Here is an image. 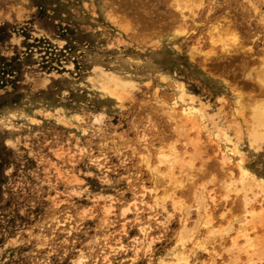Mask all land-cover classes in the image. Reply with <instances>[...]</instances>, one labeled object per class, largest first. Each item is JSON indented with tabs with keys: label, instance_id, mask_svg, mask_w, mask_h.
Segmentation results:
<instances>
[{
	"label": "rangeland",
	"instance_id": "obj_1",
	"mask_svg": "<svg viewBox=\"0 0 264 264\" xmlns=\"http://www.w3.org/2000/svg\"><path fill=\"white\" fill-rule=\"evenodd\" d=\"M157 19L161 30L154 34ZM230 19L239 25L222 28ZM226 48L253 59L230 58ZM207 59L210 70L203 73ZM118 61L128 65L124 76L131 69L135 87L122 93L108 84L123 101L102 104L101 92L91 93L94 65L108 75ZM181 88L210 115L222 98H232L228 122L241 123L247 134L251 107L264 104V0H0V264H147L177 238L184 247L198 244L181 228L189 216L167 223L140 191L167 190L174 177L180 182L174 196L195 210L197 190L212 189L219 199L242 171L264 184V150L261 160H239L223 149L212 122L191 111ZM54 107L63 108L66 125L56 121L62 116ZM91 116L101 121L91 124ZM141 133L148 139L137 144ZM97 155L104 158L99 167ZM157 160L169 170L159 171ZM131 165L137 173L126 175ZM233 195L223 213L219 202L199 210L210 222L201 230L212 231V249L220 254L212 264H263L258 252L219 247L215 238L225 220L236 226L244 215L241 194ZM250 206L247 225L263 247L264 208ZM142 208L163 227L143 236L145 223L135 212ZM136 238H147V256L142 244L138 256L126 249Z\"/></svg>",
	"mask_w": 264,
	"mask_h": 264
},
{
	"label": "bare ground",
	"instance_id": "obj_2",
	"mask_svg": "<svg viewBox=\"0 0 264 264\" xmlns=\"http://www.w3.org/2000/svg\"><path fill=\"white\" fill-rule=\"evenodd\" d=\"M156 21H158V19L155 20L154 23L152 22V24H155L154 27L157 24ZM160 21L158 22L159 24H160ZM163 21H165V20H163ZM163 21H161L162 24H160V25L161 26L163 25L165 27L167 22L165 21V24H163L164 23ZM235 23L231 19L230 20H226V21L223 22V25H221V27L229 29V28H232L231 26H234ZM236 25H239V23L237 22ZM169 26H171V25H169ZM151 27H153V26H151ZM154 27L152 29L153 33L155 32L154 34H156V31L158 32L159 30H161V28H159V27H157V28L156 27L154 28ZM233 28H236V27H233ZM213 29H215V27ZM149 33H150V30H149ZM166 45L168 47H172V45L169 44V42H167ZM226 50H227V48L224 50L225 51L224 54L227 53ZM231 51H232V53H229V51H228L229 54L227 53L230 58H233L235 54H239L240 53V54L245 55L244 57H248L249 58V59H247L248 62L253 59L250 55L247 54V52H245L242 49L238 50V49L234 48V50H231ZM120 58H117V59L119 60ZM241 61H242L241 62V66H243V68H244L245 67V63L247 61H245V60H241ZM118 62H119L118 65L113 69V71L111 73L109 72L110 74H108V75H105V74L102 73V69L99 66V64H95L94 65L93 76L95 77V79L94 78L93 79L95 80V83L91 85V90H92L91 93L93 94V93H95L97 91H100L101 94H102L101 100H100L102 104L107 103L109 101H114L115 103L120 104L123 101L122 98L119 95L118 96H117V94L115 95L114 92H112L111 90L108 89V86H107L108 84H113L115 87H119L122 90V91L120 90L122 93L130 92L135 87L133 85L134 82L132 81L133 76L130 73L131 69H128V72H127L128 74L124 76L122 68L123 67H127L128 68V65L126 66V64H124L121 61H118ZM211 62H212L211 59H207L205 62L203 61V63L200 66L199 70L201 72H203V73L206 70H210V68L208 66V63H211ZM113 64H115V63H113ZM146 72H147V70H146ZM142 73H144V72H142ZM145 75L147 76L148 73L145 74ZM221 78H222V76H221ZM261 81H263V79ZM226 83L228 85L230 84L228 82H226ZM96 84L101 85V87L98 88L96 86ZM89 90H90V88L88 89V91ZM121 92H120V94H121ZM239 92H241V91H239ZM154 93H156V89L154 90ZM178 94H179V96H181V98H184V97L189 98L190 97L189 93L184 88L179 89ZM237 94L238 93H236V95ZM189 99H191V102H192L191 104L194 106V107H191V109H193L191 111H194V110L197 111L196 114H199V116H201L202 118L208 120L209 123L212 122L213 126H211L210 130L217 137L220 138V140H221L220 142H222V145H223L222 148L223 149L233 152L235 155H237L239 160H241V159L242 160H246L248 158H253L255 160H261L262 159V157H261L262 151H260V150H262V149L264 150V104L262 106L260 105V103L258 105L255 104L253 107H251V110L249 109L250 112H252V116H251L250 121H248L249 124L247 123L248 126L243 124L247 134L245 136H242V134H244V133L242 131L241 123L238 124L236 122L237 124H235L233 122H231V123L228 122L229 117H228L227 114H228L229 108L231 107L230 105H233V103H235L232 98H222L220 100L219 104H218V109H216V111L212 115L207 114L205 112V110L203 109L202 104H201L202 107H198V104H196V102H194L195 99L193 98V96H191V98H189ZM236 102L238 103V101H236ZM241 108H243V107H241ZM49 110L50 109L47 110L48 111L47 113L50 114ZM51 110L57 111L60 114V116H62L60 119H58L56 121H58L59 123H61L63 125L67 124V119H66V116H65V112L63 111V108L54 107ZM191 111L189 110V112H191ZM32 113H38V111L37 110H33ZM29 114L25 113L24 115L27 117V116H29ZM9 115H10L9 116V120H12L13 116H11V114H9ZM94 121L100 122L101 120L96 118L95 116H91L90 119H89V122H91V124H92V123H95ZM213 121H215V123ZM102 122L105 123V120H103ZM0 124L2 125L3 122H1ZM227 126L232 127V129H233L232 134H229L228 130L226 129ZM128 134H129V132H128ZM147 139H148V135L141 133L139 135L138 139H136V143L137 144H139L141 142L144 143V142H146ZM128 143L131 144L130 141H128ZM240 143L244 144L246 149L245 148L243 149V147L241 146ZM197 145H198V143H197ZM199 146L197 147V150H199ZM134 147L135 146H133V148H132L134 151H138L141 155H145V154L148 155L147 154L148 152L145 151L143 149V147L142 148H140V147L139 148H134ZM200 149H201V147H200ZM161 150H163V149H161ZM161 155L164 156L163 157L164 159L168 158V157L165 158L166 154H161ZM146 157H149V156H146ZM102 158L100 156H98V155L94 158L97 167L101 166ZM149 160L151 161V159H149ZM168 163L171 164V162H168ZM177 163L174 162L173 164H177ZM156 164H158L157 167H158L159 171L166 172V168H167L168 164L165 167V165L162 164L160 162V160H157ZM173 164H171V165L174 166ZM172 166H170V171H169L170 174L173 173V170H174V167H175V166L174 167H172ZM167 169L169 170V168H167ZM123 171L125 172L126 175H130V174H133V173H137V168L134 165H131L130 167H128L127 169H125ZM153 178H154V176H153ZM171 179H172L171 180L172 187L170 186L169 189H167V190H163L161 192H157V190L154 191L155 188H153L154 190L153 189H148V193L147 194H145L142 191H140L139 194H141V196L142 195L146 196L147 200H149V201L154 200L157 203L156 209L158 210V212L163 213V214H165V216L168 217L167 223L169 222L168 221L169 219L171 220L170 223L172 221L180 223V218L184 217V218H182L183 219L182 221H184L185 217L187 218L189 216L190 217V223L187 226H182L181 228L183 229L185 236H187L189 239L193 238V240L198 244V246L196 248H193L190 245L189 246L185 245V247H184V244L180 243L181 239L177 238L178 241L176 240V242L168 244V248L163 252L164 256L158 257V258L153 256L152 258H148L147 261H146L147 264H212V262H216V260L219 259L220 254L216 255L215 252L212 249L213 248V246H212L213 243L211 244L212 231H206L205 232L204 230H201V228L204 227V225L208 224L209 220L205 219V218H204L205 220H202V218H201L202 214H201V212H199V210L201 209V206H203L204 208H207V207H212L211 205H214V207H215V206L218 205L217 202H219L220 205L222 206V209H221L220 212L221 213L225 212V210L227 209L228 204H229V198H231V193L234 194L233 196H236L238 193L241 194V196H242L241 197L242 198V205H243V208H244V215L236 223V226H234L235 224L231 223L227 219V220L224 221L223 225H219V227H222V228L218 229L217 231H213V232L219 233V235L217 237H215L220 242L219 243V247L223 246V245L225 247L226 246H230V247H235L236 246V247H238L237 252H240V253L245 254V255H250L252 252H253V254H255V252H258V257H259V254H260L261 258L264 260V255L262 253V252H264V245L262 244L263 245V247H262L261 246V242L262 241H260V239L259 240L256 239L255 234H254V230H253L254 227L247 225V224H249V218L247 217V214L251 213L250 215H252V213H253L252 209H255V208H252L250 205L256 203V207H258V206H261V204H262L263 208H264V202H263V200H264V184L261 181H258V180L256 181L252 176L250 177L249 173H246V171L245 172L242 171L240 173V176L237 177L235 180H233L234 183H233V181H231L229 183L232 186L228 185L229 188L226 189L227 191L224 190L225 193L223 192V194L219 196V199L216 196L217 194L213 193L212 189H208V190L199 189V190L196 191V194H195V199H196L198 205L194 206L195 210H193V207H185V206H183L182 202L179 201L180 197L174 196V192L176 191L177 188H179L178 184L180 182L178 180H176L174 177H172ZM255 189L258 190L259 192H256ZM259 194H261L260 197H259ZM140 199H142V198H139L138 200H140ZM143 203L144 202H142L141 207L144 205ZM145 203H147V202H145ZM148 205H149V203H148ZM153 207L154 206H152V208ZM254 207H255V205H254ZM143 208H145V207H143ZM143 208L140 209V210H137L135 212L137 214V217H139V219L144 221V223L146 224L145 225L143 223L144 225L141 226V230H140L142 232L143 236H144L153 227H156L157 225H160L161 227H163L162 225H164V224L163 223L162 224L161 223L160 224H156L155 222H157V221H154V218L152 219L153 215H150L149 211L146 210V209H143ZM150 216H151V218H150ZM162 217H163V215H162ZM178 218H179V222H178ZM162 220H163V218H162ZM182 225H184V224L182 223ZM232 231L235 232L234 236L231 237L232 242L230 244H227L226 239H229V233L232 232ZM169 237L170 236H168V238ZM145 239H147V238H145ZM145 239L144 238L143 239L136 238L135 242H133L134 245H130L126 249H128L130 251H133L134 254L136 253V255H137V253L139 251V247L138 246H139V244L140 245L142 244V245L145 246V248H147L144 251V252H146L145 254L147 256L148 252L150 251V249H149L150 246L146 243ZM238 239L240 240V244L236 245V240H238ZM147 242H148V240H147ZM263 242H264V240H263ZM121 246L122 245H120L119 248H122ZM202 250L203 251L205 250V253L207 251L208 252V256L201 255V251ZM118 252L120 253V251H118ZM255 256L257 257V254ZM76 258H78V257H76ZM205 259H207V260L205 261ZM250 262H252V261L250 260ZM263 264H264V262H263Z\"/></svg>",
	"mask_w": 264,
	"mask_h": 264
}]
</instances>
